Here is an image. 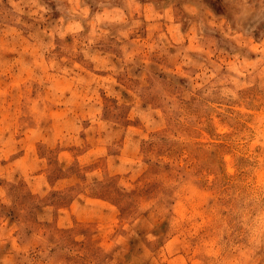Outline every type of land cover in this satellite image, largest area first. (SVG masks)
I'll use <instances>...</instances> for the list:
<instances>
[{"label": "clouds", "instance_id": "9594fccd", "mask_svg": "<svg viewBox=\"0 0 264 264\" xmlns=\"http://www.w3.org/2000/svg\"><path fill=\"white\" fill-rule=\"evenodd\" d=\"M185 243L264 264V0H0V264Z\"/></svg>", "mask_w": 264, "mask_h": 264}, {"label": "rangeland", "instance_id": "374dc122", "mask_svg": "<svg viewBox=\"0 0 264 264\" xmlns=\"http://www.w3.org/2000/svg\"><path fill=\"white\" fill-rule=\"evenodd\" d=\"M18 83V81L16 80H12L10 82V87H15L16 84ZM214 123L218 126V128L220 129V131H223V128L219 125V121H214ZM207 135V133L205 132H201V137H205ZM70 156V154H67ZM137 178L136 177H132V180L135 181ZM152 177H146L144 179H142L140 181L139 186L143 187L146 183L151 182ZM193 211H195L199 205H193ZM116 225V221L115 219H111L110 222L106 225H98V227L101 230H104V236L105 238H107L108 235V231L110 230L112 227H114ZM204 224H201V227H203ZM198 256V252L195 248L192 247V245L190 243H185L182 245V248L179 252L178 255H174L171 257V259L168 258H164V264H199V262L195 259V257Z\"/></svg>", "mask_w": 264, "mask_h": 264}, {"label": "crops", "instance_id": "0c3cea01", "mask_svg": "<svg viewBox=\"0 0 264 264\" xmlns=\"http://www.w3.org/2000/svg\"><path fill=\"white\" fill-rule=\"evenodd\" d=\"M105 207H110L109 205H107V204H105L104 205ZM60 213L62 214V216H61V220H60V223H61V225L63 224V222H64V219H66L67 217H68V215H69V213H68V210L67 209H64V208H61L60 210ZM74 211V210H73ZM101 220H103V218H101ZM100 224H102V225H106V224H104L103 222H101ZM99 224V225H100Z\"/></svg>", "mask_w": 264, "mask_h": 264}]
</instances>
